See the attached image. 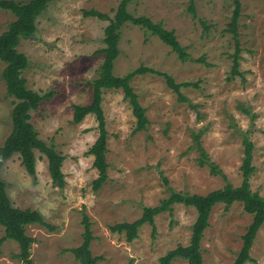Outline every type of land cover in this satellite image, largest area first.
<instances>
[{
    "label": "rangeland",
    "instance_id": "374dc122",
    "mask_svg": "<svg viewBox=\"0 0 264 264\" xmlns=\"http://www.w3.org/2000/svg\"><path fill=\"white\" fill-rule=\"evenodd\" d=\"M27 2L29 0H15ZM238 66L232 75L235 39L226 31L233 5L230 0H134L128 11L173 30L189 60L181 62L170 47L143 28L125 24L120 29L119 55L113 74L123 77L140 68L171 76L176 83L198 82V88H181L186 102H179L164 77L135 76L130 85L144 109L147 124L133 132L135 118L121 90H102L101 107L107 131L108 179L98 190L93 157L86 154L98 136L93 115L75 125L74 105L88 106L89 82L96 78L105 48L108 22L85 17L96 10L112 18L121 0H53L35 20L36 33L21 39L17 50L29 67L23 71L28 89L53 93L31 112L39 138L52 144L64 157V186L52 184L47 158L35 151V176H30L13 155L0 169V178L12 206L38 211L48 229L26 226L34 239L32 264H79L70 249L83 241V215L93 237L89 250L97 264H159V258L178 245L187 246L197 213L193 207L172 205L171 212L154 217L155 232L148 223L137 238L126 241L125 232L110 227L138 220L147 207H155L171 192L206 195L242 182L244 139L251 142L252 192L264 198V0H239ZM193 5L195 15L189 8ZM15 17L0 10V35ZM203 59L204 62L196 60ZM0 61V146L10 133L13 98L6 95ZM199 137V147L195 136ZM207 163L200 166L201 152ZM214 164L226 177L212 174ZM163 179L167 180V184ZM252 221L242 204L215 205L201 240L203 264H232L242 246V235ZM4 229L0 226V238ZM17 243L0 244V264H24L14 258ZM251 261L264 264V224L250 250ZM171 264H185L176 259Z\"/></svg>",
    "mask_w": 264,
    "mask_h": 264
},
{
    "label": "trees",
    "instance_id": "16d2710c",
    "mask_svg": "<svg viewBox=\"0 0 264 264\" xmlns=\"http://www.w3.org/2000/svg\"><path fill=\"white\" fill-rule=\"evenodd\" d=\"M53 0H29L27 2H19L15 0H0V10L9 11L15 17L6 31L0 35V61L5 64L1 78L6 87V95L13 98V107L10 112L11 129L3 144L0 146V169L3 164L13 155H17L21 161V165L30 176H35V151L43 154L47 158L48 173L52 184L58 188H63L64 175L61 171L64 157L56 152L55 147L47 145L42 141L38 133L35 131L31 120V112L35 111L39 104L48 101L53 93L39 94L27 88L26 80L22 76L24 70L29 67L27 57L17 50L21 39H29L36 33L35 20L47 8V5ZM134 0H121L115 10L112 18L102 14L96 10L83 11L85 17H94L107 21L108 24L104 28L103 42L105 48L98 51L103 54V61L99 67L95 79L89 82L92 88V99L88 106L74 105L72 109V123L77 125L81 123L88 115H93L97 121L98 136L93 144L88 148L86 154L93 157V168L97 171V178L92 182V189L98 191L108 179V163L106 160L107 152V131L105 130V122L101 107L102 90L113 89L121 90L123 98L127 100L131 107L132 114L136 120L134 133L145 129L147 119L144 116V109L138 103V96L133 92L130 85L131 80L135 76L144 74H156L164 77L166 86L172 90L179 102H186L187 98L181 94V88H198V82L176 83L175 80L164 73L154 71L150 68L140 67L131 73L116 77L113 74V63L119 55L118 43L120 40V29L125 24H132L143 28L152 36H156L165 45L176 53L181 62L189 60L184 47L180 46L175 37L173 30L164 29L160 23H153L147 17H135L128 11V6ZM233 5V11L230 22L226 31L235 39L236 47L233 55L232 75L237 74L238 66V22L241 15V3L239 0H230ZM190 12L195 15L193 5H190ZM204 62L203 59L196 60ZM195 141L199 147V137L196 135ZM253 146L251 142L244 139V154L241 168L242 182L240 186L233 187L230 183L206 195H185L177 192H171L167 199L160 202L155 207H147L143 209L142 216L131 223H122L110 227L111 232H125L126 241L132 242L137 238V230L142 225L148 223L152 226V233L155 232L154 217L164 212H171L172 205L182 204L184 206L193 207L197 213L195 222L191 228V237L189 245H178L176 248L168 251L164 256L159 258V264H171L176 259L185 261V264H203L201 253V240L204 231L209 226L208 220L212 208L215 205L223 204L226 208L234 203L242 204L243 211L252 215V221L242 235V246L238 251L236 258L232 264H245L250 262V250L259 229L264 224V198L258 193L252 192L249 185V176L253 171L251 167ZM202 159L205 158V152H201ZM207 163L206 159L199 162L200 166ZM212 174H221V171L214 164H209ZM167 184V180L163 179ZM84 230L83 241L77 248L70 249L75 260L79 264H97L100 258L93 257L89 250L90 243L93 239L89 221L86 214L83 215ZM39 225L48 229H53L51 225L45 223L42 215L36 211L15 208L6 192V185L0 178V226L4 229V235L0 238V244L6 240H12L17 243L19 253L14 258L22 261L24 264H32L30 259V249L34 239L26 234V226Z\"/></svg>",
    "mask_w": 264,
    "mask_h": 264
}]
</instances>
